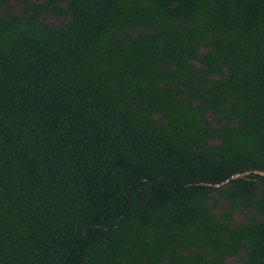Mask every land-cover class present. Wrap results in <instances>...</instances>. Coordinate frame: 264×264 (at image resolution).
Here are the masks:
<instances>
[{
  "label": "trees",
  "instance_id": "16d2710c",
  "mask_svg": "<svg viewBox=\"0 0 264 264\" xmlns=\"http://www.w3.org/2000/svg\"><path fill=\"white\" fill-rule=\"evenodd\" d=\"M0 264H264V0H0Z\"/></svg>",
  "mask_w": 264,
  "mask_h": 264
},
{
  "label": "rangeland",
  "instance_id": "374dc122",
  "mask_svg": "<svg viewBox=\"0 0 264 264\" xmlns=\"http://www.w3.org/2000/svg\"><path fill=\"white\" fill-rule=\"evenodd\" d=\"M1 5H2L1 8L5 9L4 7L6 6V4H5V3H2ZM16 8H18V7L16 6ZM47 20L50 21V22H53V23H57V22L59 21V20H58L55 16H53V15H47ZM209 204H210L212 210H213L216 214H219V213H221L222 211L225 210L223 200H219L216 204H214V203L212 202V200H210V201H209ZM243 214H244L243 212L235 213V214H234V220H235L236 222L242 221ZM240 260H241V255H239V256H235V257H229V258L227 259V261H229V262H239Z\"/></svg>",
  "mask_w": 264,
  "mask_h": 264
}]
</instances>
